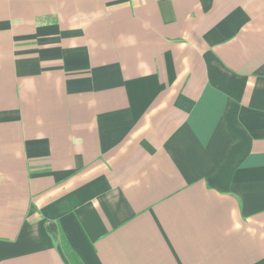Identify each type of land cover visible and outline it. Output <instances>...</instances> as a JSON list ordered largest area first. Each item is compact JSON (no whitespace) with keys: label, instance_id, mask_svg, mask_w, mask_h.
Segmentation results:
<instances>
[{"label":"crops","instance_id":"obj_1","mask_svg":"<svg viewBox=\"0 0 264 264\" xmlns=\"http://www.w3.org/2000/svg\"><path fill=\"white\" fill-rule=\"evenodd\" d=\"M60 235L264 264V0H0V264H71Z\"/></svg>","mask_w":264,"mask_h":264},{"label":"trees","instance_id":"obj_2","mask_svg":"<svg viewBox=\"0 0 264 264\" xmlns=\"http://www.w3.org/2000/svg\"><path fill=\"white\" fill-rule=\"evenodd\" d=\"M59 241L62 245V248L65 252L66 257L69 259L71 264H83L81 259L75 253V251L71 248L66 238L60 235Z\"/></svg>","mask_w":264,"mask_h":264},{"label":"water","instance_id":"obj_3","mask_svg":"<svg viewBox=\"0 0 264 264\" xmlns=\"http://www.w3.org/2000/svg\"><path fill=\"white\" fill-rule=\"evenodd\" d=\"M51 229H52V233L55 234L56 231H55V226L54 225H52Z\"/></svg>","mask_w":264,"mask_h":264}]
</instances>
